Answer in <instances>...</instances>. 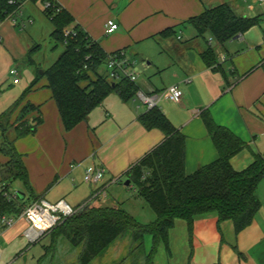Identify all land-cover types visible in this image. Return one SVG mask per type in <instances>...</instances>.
<instances>
[{
  "label": "crops",
  "instance_id": "0c3cea01",
  "mask_svg": "<svg viewBox=\"0 0 264 264\" xmlns=\"http://www.w3.org/2000/svg\"><path fill=\"white\" fill-rule=\"evenodd\" d=\"M52 1L73 17L70 29L80 27L107 55L123 51L134 68L138 67L137 93L150 96L174 85L181 90L179 103L163 99L156 108L185 139V174L191 175L217 159L200 118L202 111L209 112L216 125L245 143L246 148L230 160L235 171L249 167L255 155H264V22L223 45L210 33L198 37L189 24H183L222 4L229 5L237 16L256 17L264 14V1ZM35 3L43 5L42 0L22 1L19 10L0 24V54L7 55L9 48L16 58L30 49L34 41L29 36L34 27L32 19L39 15ZM108 21L117 25L111 34L105 33ZM19 29L25 31L26 43L21 42ZM168 29L173 33L163 35ZM209 50L215 58L211 66L202 58ZM14 58H9V66ZM14 85H19V80ZM46 85L40 90L36 84L9 122L16 127L22 122L40 121L31 135L17 139L14 134L9 139L22 157L33 195L50 204L63 200L73 209L96 198L102 205H120L124 210L129 202H122L120 196L110 198L105 190L159 145L163 133L147 131L140 125L139 116L148 110L137 98L123 102L115 95L107 97L85 122L67 132ZM20 96V90L1 96L0 114ZM140 108L144 112L138 111ZM6 162L7 158L0 155V167ZM93 165L105 171L97 187L83 181L86 168ZM10 191L24 189L14 183ZM255 196L260 210L239 232L230 221H219L214 213L195 218L190 230L185 221H175L167 245L170 257L175 256L174 264H264V177ZM154 220L152 217L148 221ZM25 222L20 219L0 233V264H36L43 256L35 258L27 252V243L35 244L46 236L36 238Z\"/></svg>",
  "mask_w": 264,
  "mask_h": 264
},
{
  "label": "trees",
  "instance_id": "16d2710c",
  "mask_svg": "<svg viewBox=\"0 0 264 264\" xmlns=\"http://www.w3.org/2000/svg\"><path fill=\"white\" fill-rule=\"evenodd\" d=\"M7 2L0 0V24L17 10V7L9 6ZM45 2L52 6L42 10L53 26L49 37L55 44L62 45L63 51L41 77L46 78V87L51 92L61 124L68 132L85 122L90 113L110 95L117 96L123 102L132 100L137 93V86L127 80L109 82L102 70L108 55L78 26L71 29L73 37L65 38L63 31L70 29L73 17L52 0H42V3ZM261 22H264V14L251 18L240 17L229 5L222 4L205 10L183 24H189L198 37L210 33L223 45ZM172 33L173 29H168L162 34ZM37 48L33 46L26 54L29 65L34 64L32 54ZM202 58L207 65L215 63L211 50L204 53ZM39 78V75L35 77L22 95L0 114L3 137L0 154L7 158V162L0 167V216L18 215L24 207L40 200L33 195L21 155L5 136L12 127L17 139L24 138L31 135L40 124L38 119L32 124L22 122L16 127L9 123L12 114ZM82 83L85 86H81ZM200 118L217 151V159L191 175L185 174L184 170L185 139L163 113L154 108L138 118L145 130L156 129L164 135L159 145L124 174L137 197L154 212L153 222L139 224L120 205H102L93 198L55 227L56 232L50 235V244L44 247V255L36 264L45 261L58 238L66 241L72 249L80 248L77 264H90L116 240L130 233L132 251L141 250L143 264H153L159 246L163 245L167 249L169 231L177 220L185 221L190 230L195 218L214 213L219 221H230L235 232L249 226L261 207L255 191L264 177V155H255L249 167L235 171L230 160L246 148L245 143L228 129L216 125L209 112L202 111ZM14 183H20L24 191L11 192ZM4 192L15 193L16 199L9 200L3 196ZM27 199H31L30 202L27 203ZM147 236L151 237L148 254L144 251V239Z\"/></svg>",
  "mask_w": 264,
  "mask_h": 264
},
{
  "label": "rangeland",
  "instance_id": "374dc122",
  "mask_svg": "<svg viewBox=\"0 0 264 264\" xmlns=\"http://www.w3.org/2000/svg\"><path fill=\"white\" fill-rule=\"evenodd\" d=\"M29 3L33 5L32 2ZM34 5L36 8H38L39 13V15H37L38 18H35L33 16L32 20L34 21V27L32 34L29 35L32 37L31 40H34L31 43L30 49L33 46L38 47L32 54V60L34 64L29 65L26 58V54L30 49H25V52L23 54L21 53L20 57L16 56V58L13 57L14 55L12 50H10L9 48L6 49V53L9 58H11V60L12 58H14V61L11 63L10 66L8 56L0 54V81L2 82L0 88V97L2 96V98L10 95L15 90H20V94L22 95V93L28 88L30 82L38 75L40 76V78L37 83V88L42 90L43 86L47 83L46 78L41 77L42 73L46 71L56 61V59L63 51V46L60 44H55L54 41L51 40L49 37V34L53 30V26L43 14V12H41V10H43L42 5H38L37 3H35ZM17 33H22V36H20L21 42L26 43L27 37L23 35V33L25 34V31L19 29L17 30ZM13 45L16 49L15 43ZM11 69L16 70L19 85H14L12 83V78L8 75ZM135 72L137 74L140 73L137 66H135ZM81 86H85V83H82ZM138 111L144 112V109L140 108L138 109ZM14 134L15 132L13 128H9L5 133L6 139L9 140L10 138L14 137ZM2 138L3 137L1 133L0 146L3 142ZM119 179L120 180L118 183L109 185V187L105 190L107 192V195H109L110 198H116L117 196H120V200L122 202H129L127 207L124 208V210L130 213L131 216L139 224H148V220L150 218H155L154 212L142 199L137 197L133 187L130 189L131 185L130 187L125 185L127 181V178L125 176ZM134 199H137L136 202L133 201ZM23 222L25 221L23 220ZM25 223L27 224V222ZM55 232L56 228L46 234L47 238H42L39 242H36L35 244L27 243V252L35 258L40 257V254L42 253L44 255L43 246L46 247L50 244V235L51 233ZM150 250L151 237L147 236L144 239V251L148 254ZM79 251L80 248L72 249L66 241L61 238H58L56 244H54L50 251L47 253L45 261L42 264H77V255ZM168 253H171L170 248L166 249L162 245L159 246L153 258V264H174L175 256L170 257ZM90 264H143V253L139 249L132 251L131 235L130 233H127L122 238L116 240L113 244H111L102 256L96 258Z\"/></svg>",
  "mask_w": 264,
  "mask_h": 264
},
{
  "label": "built area",
  "instance_id": "2783aa9c",
  "mask_svg": "<svg viewBox=\"0 0 264 264\" xmlns=\"http://www.w3.org/2000/svg\"><path fill=\"white\" fill-rule=\"evenodd\" d=\"M23 0H8V5L17 7L16 12L19 10V6ZM264 1V0H261ZM43 9H49L52 6L50 3H42ZM117 29V25L112 21L106 23V34H111ZM65 38L74 36L71 29H65L63 31ZM105 72V78L110 82H119L127 80L130 83H135L138 74L135 72L134 63L129 61L123 51L107 56L106 63L103 67ZM8 75L12 78V83L17 84V72L11 69ZM137 98L147 110L156 108L157 104L161 100H168L172 103H179L182 97V92L177 86H170L161 93L145 96L141 93H136ZM105 171L102 168L96 166H89L86 168L83 181L89 185H97L104 177ZM113 181L112 183H115ZM2 191V188L0 189ZM3 196L9 200H15V193L4 192ZM78 209H73L63 200H60L54 204L47 203L43 200L32 202L28 206L24 207L18 215H1L0 216V233L11 228L18 220L23 219L27 222L30 229L36 233V238L48 234L64 219L71 217L76 213ZM2 253L0 251V259Z\"/></svg>",
  "mask_w": 264,
  "mask_h": 264
},
{
  "label": "water",
  "instance_id": "95a60500",
  "mask_svg": "<svg viewBox=\"0 0 264 264\" xmlns=\"http://www.w3.org/2000/svg\"><path fill=\"white\" fill-rule=\"evenodd\" d=\"M125 185H126V186L129 185V181H128V180L126 181Z\"/></svg>",
  "mask_w": 264,
  "mask_h": 264
}]
</instances>
